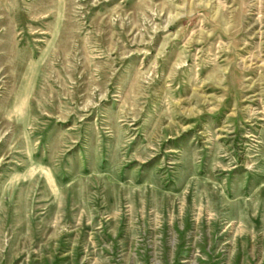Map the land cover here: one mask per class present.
Instances as JSON below:
<instances>
[{"label": "rangeland", "instance_id": "1", "mask_svg": "<svg viewBox=\"0 0 264 264\" xmlns=\"http://www.w3.org/2000/svg\"><path fill=\"white\" fill-rule=\"evenodd\" d=\"M0 264H264V0H0Z\"/></svg>", "mask_w": 264, "mask_h": 264}]
</instances>
